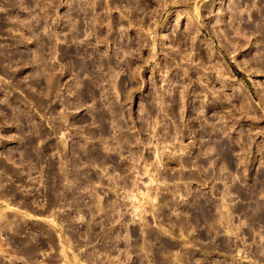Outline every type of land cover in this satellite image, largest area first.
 Masks as SVG:
<instances>
[{"label": "rangeland", "instance_id": "obj_1", "mask_svg": "<svg viewBox=\"0 0 264 264\" xmlns=\"http://www.w3.org/2000/svg\"><path fill=\"white\" fill-rule=\"evenodd\" d=\"M0 158V264H264V0H0Z\"/></svg>", "mask_w": 264, "mask_h": 264}, {"label": "bare ground", "instance_id": "obj_2", "mask_svg": "<svg viewBox=\"0 0 264 264\" xmlns=\"http://www.w3.org/2000/svg\"><path fill=\"white\" fill-rule=\"evenodd\" d=\"M8 185H9V186H8V189H7V190L5 189L4 191H2V193H4V195L7 194L8 191H12V190L14 189V188H13V189H9L10 187H13V186H11L10 184H8ZM6 187H7V186H6ZM15 188H16V187H15ZM15 190L17 191V189H15ZM16 191H15V192H16ZM19 192H20V191H19ZM9 194H10V192H9ZM19 194H20V193H19ZM14 195H15V194H14ZM20 196H21V194H20ZM6 222H7V221H6ZM6 222H5V223H6ZM12 222H13V221H12ZM12 222H11V223H12ZM2 226H3V225H2Z\"/></svg>", "mask_w": 264, "mask_h": 264}, {"label": "flooded vegetation", "instance_id": "obj_3", "mask_svg": "<svg viewBox=\"0 0 264 264\" xmlns=\"http://www.w3.org/2000/svg\"><path fill=\"white\" fill-rule=\"evenodd\" d=\"M2 153H5V151H2ZM5 158H7V157H5ZM0 160L5 161V162H6V163L4 162L5 164L10 165V164H9V159H6V160H5V159H3V158H0Z\"/></svg>", "mask_w": 264, "mask_h": 264}]
</instances>
